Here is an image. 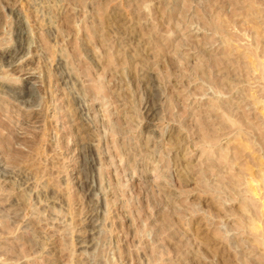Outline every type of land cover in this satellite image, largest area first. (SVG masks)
I'll return each instance as SVG.
<instances>
[{
	"label": "rangeland",
	"instance_id": "1",
	"mask_svg": "<svg viewBox=\"0 0 264 264\" xmlns=\"http://www.w3.org/2000/svg\"><path fill=\"white\" fill-rule=\"evenodd\" d=\"M0 264H264V0H0Z\"/></svg>",
	"mask_w": 264,
	"mask_h": 264
},
{
	"label": "bare ground",
	"instance_id": "2",
	"mask_svg": "<svg viewBox=\"0 0 264 264\" xmlns=\"http://www.w3.org/2000/svg\"><path fill=\"white\" fill-rule=\"evenodd\" d=\"M15 49H16V48H15ZM25 74H26V73H25ZM27 74H28V73H27ZM30 74H31V73H30ZM28 75H29V74H28ZM25 99H26V98H25ZM81 127H82V126H81ZM88 143H89V142H88ZM88 143H87V144H88ZM87 162H88V161H87ZM93 224H94V223H93Z\"/></svg>",
	"mask_w": 264,
	"mask_h": 264
}]
</instances>
